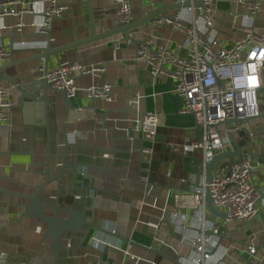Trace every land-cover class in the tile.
Wrapping results in <instances>:
<instances>
[{
    "label": "crops",
    "instance_id": "obj_1",
    "mask_svg": "<svg viewBox=\"0 0 264 264\" xmlns=\"http://www.w3.org/2000/svg\"><path fill=\"white\" fill-rule=\"evenodd\" d=\"M43 2L48 0H22ZM69 9L52 22L49 33L38 32L33 24L40 15L6 16L0 19V48L10 51V58L21 60L46 46H59L88 37L92 21L101 34L119 27L117 5L114 0H61ZM240 0H216L212 10L211 33L227 46L241 37L251 26L255 31L264 28V0L262 10L253 18L239 3ZM178 0H132L133 21L149 14L161 3ZM91 9V10H90ZM180 12L189 18L185 8L167 9L174 16ZM91 13V16H90ZM92 18V20H91ZM23 22L21 30L17 24ZM128 41L123 33H114L78 47L80 64L104 63V75L77 78L82 88L71 98L74 109L63 101L62 94L50 89L49 123L41 105L44 93L37 102L26 105L21 91L13 83H2L9 90L12 102L8 109L10 122L0 125V258L3 264H55L50 249V237L45 226L29 219L19 220V203L28 201L21 194L32 193L44 179L46 161L51 162V176L59 174L66 164L60 184L51 183L45 202L55 204L57 195L63 204L75 203L81 209L87 204L89 218L104 231L91 229L87 238L73 234L66 238L64 250L58 254L57 264H192L195 247L189 243L201 230L197 211L180 209L175 204V193L191 190L204 177L203 151L182 152L170 149L171 143L201 140L203 129L193 114H183V101L174 91L175 80L168 76L154 78L149 65L136 57L140 42L150 39L154 45H167L180 55L184 49L185 34L171 24L154 22L132 30ZM0 61H7L0 58ZM78 64L76 51L68 50L59 60L52 58L49 68ZM43 62L24 61L7 69L17 76L18 85L29 79H39ZM109 81L113 84L112 101L87 97L83 88L93 83ZM264 89V86L261 88ZM54 99L56 103L53 102ZM260 109L264 114V92L260 93ZM147 112L162 115L153 153L143 149L152 144L139 130V119ZM263 123L255 117L246 121L251 142L242 149V157L249 156L255 163L254 183L261 185L258 212L251 220L239 223L214 216L207 204V218L220 227V245L215 251L219 264H246L244 257L256 256L252 264H264V133ZM239 126L222 123L224 141L237 151L242 137L232 140L228 132ZM221 152H217L220 154ZM238 157H234V161ZM229 171L232 161L224 159ZM216 163L213 176L219 172ZM147 176L148 181L143 177ZM179 211L182 225H176L173 212ZM180 219V220H181ZM179 221V220H177ZM110 242L102 244L93 239Z\"/></svg>",
    "mask_w": 264,
    "mask_h": 264
},
{
    "label": "built area",
    "instance_id": "obj_2",
    "mask_svg": "<svg viewBox=\"0 0 264 264\" xmlns=\"http://www.w3.org/2000/svg\"><path fill=\"white\" fill-rule=\"evenodd\" d=\"M114 1L119 23L133 21L132 0ZM184 1L186 0H178ZM215 1L204 0L203 5L186 7L189 18L182 17L178 12L174 16L159 17L153 21L155 25L171 24L185 34L186 55L176 53L167 45L155 46L150 39L140 42L136 51L137 59L149 65L154 78L168 76L175 80L174 91L183 101L181 113L193 114L196 123L203 129L201 140L170 144V149L175 152L196 149L203 151L204 177L188 192L175 193V204L178 208L197 211L198 228L201 230L197 235L188 238L196 253V256L188 260L192 264H219L214 253L221 241L220 227L207 218V188L211 192L215 207L227 214L224 223H244L254 218L258 212L257 202L262 196L252 178L255 163L249 156L233 161L228 172L225 171V161L218 162L219 172L210 182L206 179L207 163L217 152L222 153L225 148L230 147L224 141L220 125L228 119L245 120L258 117L261 114L260 89L264 86V28L255 31L249 26L241 37L227 46H222L218 37L211 33ZM239 3L253 18L262 10V4L258 0H240ZM68 9L69 5L61 0H48L47 4L38 1L0 0V19L38 13L41 20L33 26L38 32L47 34L54 18ZM23 26V22L17 24L19 30ZM130 36L132 39V31ZM0 58L8 60L10 51L0 48ZM41 70L43 71V67ZM106 70L104 63H78L49 68L45 77L53 89L64 90L71 99L82 89L77 83L78 76L99 77ZM112 89L113 84L109 81L93 83L83 88L87 97L109 102L113 99ZM8 95V88L0 83V125L10 122L11 119L8 109L12 102ZM161 119L162 115L158 111L146 112L139 119V130L152 144L143 149L147 156L153 153ZM236 126L243 128L246 122L237 123ZM143 178L148 181L147 176ZM173 219L176 225H182L179 211L173 212ZM93 239L102 244L110 243L97 237ZM249 252L252 255L256 253L255 247L250 246Z\"/></svg>",
    "mask_w": 264,
    "mask_h": 264
},
{
    "label": "water",
    "instance_id": "obj_3",
    "mask_svg": "<svg viewBox=\"0 0 264 264\" xmlns=\"http://www.w3.org/2000/svg\"><path fill=\"white\" fill-rule=\"evenodd\" d=\"M89 8H90V0H88ZM204 0H194L193 2L190 0H186L184 2H174L171 4L161 3L160 5H157L149 14L144 16L138 21H131L127 24H121L119 27L109 30L108 32H103L101 34L96 32L95 25L92 21V33L88 37L74 40L73 42L59 45V46H52L51 45V39H48L46 46L39 49V52L28 56L26 58H23L21 60H14L13 57L9 58L7 61H0V82L2 81H9L13 83L18 89L21 91V100L26 105L34 104L38 101V99H41L42 93H44V96L42 98L41 105H44V109L46 111V127L48 135L50 134V123H49V104H50V89H53L51 85L48 83L45 75L47 71L49 70V65L52 61V58H55L57 60L60 59L61 55L68 50H74L76 51V57L78 60V63H82L79 54H78V47L82 45H86L91 41L100 39L104 36L112 35L114 33H123L125 35L126 40H130V31L149 24L150 22H153L155 19L162 17H171V15L166 14L167 9H175L176 11L181 8H186L189 6H198L203 5ZM91 10V9H90ZM91 16V13H90ZM56 18V17H55ZM54 18V19H55ZM92 20V18H91ZM10 51L13 52L14 48L12 45H10ZM32 59H38L40 62H43V71L41 74V77L39 79H29L22 85H18L17 83V76H10L7 72V69L10 67L17 65L19 63H22L24 61L32 60ZM62 94L63 101L66 103V105L70 109H74V105L72 103V100L67 97V94L64 90H57ZM264 92V89H260V93ZM57 99H54L53 102L56 103ZM147 112V111H146ZM261 118L263 123L259 126L260 131L264 133V114L263 112L258 116ZM255 118V117H252ZM247 118L245 120L242 119H228L225 120L224 123L226 124H233L236 125L241 124L243 121H248ZM228 135L230 138L234 141H236V137H242L241 142H237L239 144V149L237 151L230 149H225L222 153L217 154L209 163H207V171H206V179L208 182H210L213 178V169L216 163L226 159L229 157V159L233 162L234 157L241 158L242 157V149L244 146H246L248 143L251 142V134L250 131L246 128H235L234 130L228 132ZM234 142L231 141L230 147ZM62 168L59 172V174L51 176V162L48 157V160L46 161V169L44 172L45 179L35 186L36 190L32 193H25L21 194L23 199H26L28 202L21 204L19 203L18 206L20 208L19 211V220L23 221L24 219H29L36 223H41V225L45 226V233L47 236L50 237V249L53 252L54 262L57 264L58 254L64 250V242L66 238L72 236L73 234H81L84 239L87 238L88 234L90 233L91 229H95L97 231H104L100 226L95 224V220L93 216L89 218V215L87 214V204L86 206H83L81 209L77 208L75 206V203H66L62 205V202L60 201L58 195L56 203L53 204L51 202L47 201L45 202L44 198L46 199V194L50 195L52 191L46 192V188L53 182L57 181L58 184L61 182V178L65 174V168L66 164L61 165ZM256 189L260 192L261 191V185L260 183L256 186ZM207 204L212 212V214L216 217H222L224 219L227 218V214L224 212L219 211L215 205L214 200L212 198L211 192L209 188H207ZM254 256H256V253L253 255H250L249 257H244L246 264H252V261L254 260ZM0 264H3V258H0ZM177 264H182L181 262H177Z\"/></svg>",
    "mask_w": 264,
    "mask_h": 264
},
{
    "label": "rangeland",
    "instance_id": "obj_4",
    "mask_svg": "<svg viewBox=\"0 0 264 264\" xmlns=\"http://www.w3.org/2000/svg\"><path fill=\"white\" fill-rule=\"evenodd\" d=\"M199 16V15H198ZM216 257H218L219 255H215Z\"/></svg>",
    "mask_w": 264,
    "mask_h": 264
}]
</instances>
